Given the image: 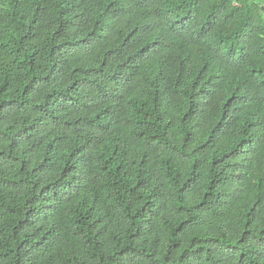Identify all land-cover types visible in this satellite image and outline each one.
<instances>
[{"label":"trees","instance_id":"1","mask_svg":"<svg viewBox=\"0 0 264 264\" xmlns=\"http://www.w3.org/2000/svg\"><path fill=\"white\" fill-rule=\"evenodd\" d=\"M0 264H264V0H0Z\"/></svg>","mask_w":264,"mask_h":264}]
</instances>
